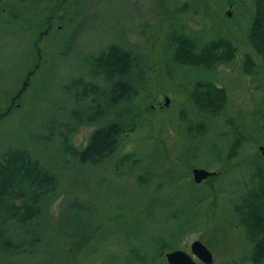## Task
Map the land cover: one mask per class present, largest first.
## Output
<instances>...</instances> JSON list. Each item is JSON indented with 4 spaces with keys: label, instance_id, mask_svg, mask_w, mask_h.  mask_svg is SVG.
I'll return each mask as SVG.
<instances>
[{
    "label": "rangeland",
    "instance_id": "obj_1",
    "mask_svg": "<svg viewBox=\"0 0 264 264\" xmlns=\"http://www.w3.org/2000/svg\"><path fill=\"white\" fill-rule=\"evenodd\" d=\"M22 1L0 0V154L22 150L54 180L35 220L4 232L13 242L28 229L35 240L14 250L3 248L0 237V264H166L170 248L161 256L153 253L161 242L170 251L188 252L193 239L209 249L210 264H249L243 258L249 243L231 204L249 194L252 172L264 173L258 156V146H264V60L246 38L259 4ZM175 30L197 41L226 37L235 53L213 69L173 62L168 42ZM111 44L132 55L137 93L113 109L121 111L124 130L114 153L82 163L66 147L82 149L111 114L106 110L105 117L91 120L90 100L70 97L66 85L82 78L105 92V82L92 77L90 68L92 57ZM247 57L254 63L250 73ZM206 80L226 95L211 116L192 100L195 84ZM226 122L238 124L245 136L230 162ZM193 168L214 175L195 184ZM20 201L15 197L12 203Z\"/></svg>",
    "mask_w": 264,
    "mask_h": 264
},
{
    "label": "trees",
    "instance_id": "obj_2",
    "mask_svg": "<svg viewBox=\"0 0 264 264\" xmlns=\"http://www.w3.org/2000/svg\"><path fill=\"white\" fill-rule=\"evenodd\" d=\"M21 2L23 3L22 0H17L18 4ZM254 2L256 5L259 4V7L255 5L256 9L259 10L258 12L254 11L250 16L251 20L247 27L246 38L253 41L252 48L255 54L264 60V0H254ZM171 37L172 43L168 42L171 45L168 55H170L173 62L184 66L206 68L210 64L211 69H213L218 63L226 64L229 62L235 53L233 43L226 37L219 36L207 41H197L187 32L182 33L179 30L169 37L170 40ZM247 59L248 57L245 58V60ZM92 60L94 61L90 68L92 77H99L105 82V92H101L96 84L84 81L82 78H75L69 85H66V89H68V92L72 89L70 97L75 100H90L92 104L88 113L90 116L93 115L91 120L96 121L105 117L106 110L109 115L111 114V117L107 122L105 121L103 126L94 128L82 149L76 150L66 147V151L82 163L101 161L107 158L109 154L114 153L119 136L124 130L119 118H117L120 117L121 111L116 112L113 109L119 104L133 100L137 93L133 86L136 82L130 75L133 71H137L132 66L133 57L128 51L122 49L119 44L107 46L99 55H94ZM248 61L246 70L250 73L254 63L250 59ZM194 88L197 89L193 93L194 95L192 94V100L194 98L198 109L206 116L214 115L226 102L224 90L220 87L216 88L207 80L205 83L197 82ZM99 92L101 93L99 94ZM124 108L122 109L124 110ZM125 128L134 130L132 126ZM228 128L230 141L227 146L226 158L230 162L237 155L236 153H238L245 136L239 131L238 124L231 123ZM201 130L200 125L197 129L195 128L196 133L201 132ZM260 158L264 159V155ZM126 159L128 161L132 160L130 156H127ZM260 165L263 170L264 163H260ZM48 173L36 161H31L29 156L22 150L0 154V215L5 217L3 227L6 228H0L3 248L12 245L15 250L26 243H28L26 245L31 246L30 242L35 237L28 229H26L27 232H23V239L18 237L13 242L4 238V232L11 225L18 224L20 227H25L30 225L33 219L35 220V215L38 213L37 204L46 198L48 190L53 189V177L49 176ZM257 173L259 172H252V176H250L247 186L249 187V194L231 204L235 221L242 228L244 236L247 237V243H249V249L243 255V258L248 260L249 264H264V173L261 175ZM15 197L21 200L20 204L14 205L12 203ZM7 219H10L12 223H7ZM169 248L171 249L170 244L163 241L153 253L156 254V257L161 256L162 251ZM153 256L152 258H154ZM138 260L141 261L139 258Z\"/></svg>",
    "mask_w": 264,
    "mask_h": 264
},
{
    "label": "water",
    "instance_id": "obj_3",
    "mask_svg": "<svg viewBox=\"0 0 264 264\" xmlns=\"http://www.w3.org/2000/svg\"><path fill=\"white\" fill-rule=\"evenodd\" d=\"M168 98L165 97L163 105L166 106ZM260 155H264V146H258ZM214 175V172H208L204 169L193 168L191 169V178L195 184H200L201 181ZM164 259L166 264H196L198 262L202 264H210L212 262V254L208 248L203 246L198 239H193L188 245V252L180 249H173L164 252Z\"/></svg>",
    "mask_w": 264,
    "mask_h": 264
},
{
    "label": "flooded vegetation",
    "instance_id": "obj_4",
    "mask_svg": "<svg viewBox=\"0 0 264 264\" xmlns=\"http://www.w3.org/2000/svg\"><path fill=\"white\" fill-rule=\"evenodd\" d=\"M14 227H16V225H14ZM8 228L11 229V226L8 227ZM9 229H8V230H9ZM8 232H10V230H9ZM22 234H23V232H19V233H18V235H19L18 237H19L20 239H23ZM18 237H17V238H18ZM34 240H35V239H34Z\"/></svg>",
    "mask_w": 264,
    "mask_h": 264
}]
</instances>
